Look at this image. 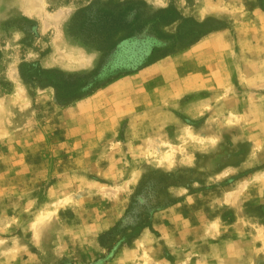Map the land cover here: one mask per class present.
<instances>
[{
    "label": "rangeland",
    "instance_id": "374dc122",
    "mask_svg": "<svg viewBox=\"0 0 264 264\" xmlns=\"http://www.w3.org/2000/svg\"><path fill=\"white\" fill-rule=\"evenodd\" d=\"M0 264H264V0H0Z\"/></svg>",
    "mask_w": 264,
    "mask_h": 264
},
{
    "label": "crops",
    "instance_id": "0c3cea01",
    "mask_svg": "<svg viewBox=\"0 0 264 264\" xmlns=\"http://www.w3.org/2000/svg\"><path fill=\"white\" fill-rule=\"evenodd\" d=\"M141 70H138L137 72H133L132 74H139V75H145L146 73L145 72H140ZM145 80H146V78H145ZM109 91H110V88H107L106 89V92H108L109 93ZM96 121H99V120H96Z\"/></svg>",
    "mask_w": 264,
    "mask_h": 264
},
{
    "label": "bare ground",
    "instance_id": "6f19581e",
    "mask_svg": "<svg viewBox=\"0 0 264 264\" xmlns=\"http://www.w3.org/2000/svg\"><path fill=\"white\" fill-rule=\"evenodd\" d=\"M28 2V1H27ZM36 2V1H35ZM31 5V4H30ZM32 6V5H31ZM28 8V7H27ZM30 8V7H29ZM60 47V46H59ZM67 50H69V49H67ZM60 51V50H59ZM80 51V50H79ZM61 52V51H60ZM68 52V51H67ZM59 54V53H58ZM57 54V55H58ZM85 54V53H84ZM72 55V54H71ZM68 56H70L69 54H68ZM86 56H88V55H86ZM79 58H80V55L78 56ZM81 59H82V57H81ZM81 61V60H80ZM83 61H85L84 59H83ZM84 63V62H83ZM68 64V63H67ZM78 65H81V63L80 64H78ZM84 65V64H83ZM67 67V66H66ZM68 68V67H67Z\"/></svg>",
    "mask_w": 264,
    "mask_h": 264
}]
</instances>
